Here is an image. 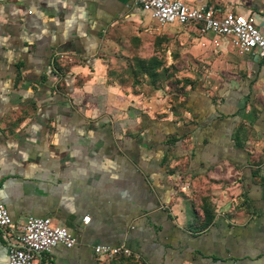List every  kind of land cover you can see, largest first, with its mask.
<instances>
[{
  "label": "crops",
  "instance_id": "crops-1",
  "mask_svg": "<svg viewBox=\"0 0 264 264\" xmlns=\"http://www.w3.org/2000/svg\"><path fill=\"white\" fill-rule=\"evenodd\" d=\"M183 1L253 15L264 31V0ZM147 19L130 0H0L10 229L50 217L76 238L32 264H264L263 63L241 54L175 102L115 72L130 49L145 58ZM98 244L132 254L106 258Z\"/></svg>",
  "mask_w": 264,
  "mask_h": 264
},
{
  "label": "built area",
  "instance_id": "built-area-1",
  "mask_svg": "<svg viewBox=\"0 0 264 264\" xmlns=\"http://www.w3.org/2000/svg\"><path fill=\"white\" fill-rule=\"evenodd\" d=\"M159 24L192 25L199 33L212 32L224 38L240 54L262 61L264 66V31L256 24L253 15L228 11L220 14L204 2L188 4L183 0H130ZM84 223L89 216L83 218ZM11 217L0 200V236L7 243V264H32L41 253H49L57 245L70 248L76 243L72 233L52 223L50 217H27L19 231L10 229ZM94 252L106 258L130 256L125 245L94 246Z\"/></svg>",
  "mask_w": 264,
  "mask_h": 264
},
{
  "label": "rangeland",
  "instance_id": "rangeland-1",
  "mask_svg": "<svg viewBox=\"0 0 264 264\" xmlns=\"http://www.w3.org/2000/svg\"><path fill=\"white\" fill-rule=\"evenodd\" d=\"M144 25H149L142 52L145 58L130 49L127 61L113 64L115 72L134 85L160 88L175 102L187 90L192 91L193 84L212 79L216 71L224 75L234 69L232 63L241 60L238 51L225 49L222 38L212 32L191 35L194 29L190 25H162L152 17Z\"/></svg>",
  "mask_w": 264,
  "mask_h": 264
},
{
  "label": "trees",
  "instance_id": "trees-1",
  "mask_svg": "<svg viewBox=\"0 0 264 264\" xmlns=\"http://www.w3.org/2000/svg\"><path fill=\"white\" fill-rule=\"evenodd\" d=\"M120 257H122V256H118V258H120ZM115 258V257H114Z\"/></svg>",
  "mask_w": 264,
  "mask_h": 264
}]
</instances>
